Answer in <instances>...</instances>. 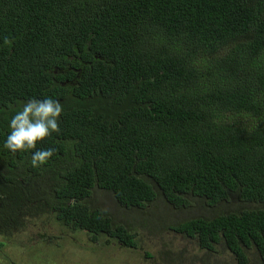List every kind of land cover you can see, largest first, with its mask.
<instances>
[{"label": "trees", "instance_id": "16d2710c", "mask_svg": "<svg viewBox=\"0 0 264 264\" xmlns=\"http://www.w3.org/2000/svg\"><path fill=\"white\" fill-rule=\"evenodd\" d=\"M33 97L63 106L36 168L3 148ZM98 191L127 209L202 200L210 216L169 229L264 264V0H0V264H59L61 241L78 251L66 230L138 246Z\"/></svg>", "mask_w": 264, "mask_h": 264}, {"label": "rangeland", "instance_id": "374dc122", "mask_svg": "<svg viewBox=\"0 0 264 264\" xmlns=\"http://www.w3.org/2000/svg\"><path fill=\"white\" fill-rule=\"evenodd\" d=\"M239 120L242 121L243 119L239 118ZM91 205H93V208L100 209L112 217L116 223H122L131 232H134L136 234L135 238L138 236L141 240V245L144 247V250L138 251L136 255L129 251L125 254L118 246H116L117 248L104 249L98 244V250H102L110 257L105 256L106 260L115 264H121V260L124 261V264H136V257L144 260L143 264H154L156 261V264H159L162 259L160 254L163 255L164 253L166 254V261L170 264H182V262H179L180 259L190 258L192 260L190 263L197 261L214 264H236L234 257L227 253L222 245L216 246L219 254L211 257L209 254L198 251L199 245L196 241L183 239L182 236L173 233L169 229L170 226L178 225L190 219L210 216L212 212H210L209 207L204 206V201L202 200H193L186 207H174L169 205L162 196H159L155 202L144 209H127L119 205L112 194L98 191V193H94ZM221 209L224 210V206ZM36 230H38L36 227H27L25 235H22L23 239L27 241L25 236L28 234L31 237ZM61 243L60 247L51 249L56 255L55 262L59 264L80 263L81 253L73 248L69 249L65 242L61 241ZM169 247L172 248L173 252L171 256L167 254ZM40 250L36 244L34 247L27 248V252H32L33 257H36L34 253L36 251L40 252ZM143 251H146L150 256H147L148 258L144 257ZM151 255H156L157 257L150 260ZM250 264H257V262L252 259Z\"/></svg>", "mask_w": 264, "mask_h": 264}, {"label": "clouds", "instance_id": "9594fccd", "mask_svg": "<svg viewBox=\"0 0 264 264\" xmlns=\"http://www.w3.org/2000/svg\"><path fill=\"white\" fill-rule=\"evenodd\" d=\"M5 44L10 41L5 38ZM63 106L52 97L30 98L9 119V132L3 148L13 154L31 151L32 167L45 165L54 154L53 148H37L52 133L59 132Z\"/></svg>", "mask_w": 264, "mask_h": 264}, {"label": "flooded vegetation", "instance_id": "af4514ba", "mask_svg": "<svg viewBox=\"0 0 264 264\" xmlns=\"http://www.w3.org/2000/svg\"><path fill=\"white\" fill-rule=\"evenodd\" d=\"M175 234L182 236L183 239L196 241L194 239H190L188 236L181 235L178 233H175ZM65 235L70 236L68 238H71L72 244H74L76 247H78V251L82 255L81 256V262L77 263V264H115L112 261L106 260L105 256L106 257H109V256L105 252H103L102 250H98V246H96L94 241L91 240V238H93V235L89 234V232L83 231V230H80V231H67L66 230ZM102 237L105 238L106 236H102ZM135 241H136V244L138 246L125 247L123 244H120L119 249L125 254L127 253V251H129L130 253L137 255L138 251L144 250V247L141 245V240L139 239L138 236H136ZM196 242L199 245L198 251L206 252L211 257L214 256L213 251H211V250L207 251V250L201 248L199 242L198 241H196ZM113 248H117V247L115 246ZM224 250H226V249H224ZM226 252L230 253L227 250H226ZM142 254L144 255V257H147L146 251H143ZM167 254H169L170 256L173 254L171 247H169V251ZM160 256L162 257V259L160 260L159 264H170L169 262L166 261V254L165 253L163 255L160 254ZM156 257H157L156 255H151L150 260L155 259ZM191 261H192L191 258L185 259V260H182V259L179 260V262H182V264H189ZM135 263L136 264H143L144 260H140L136 257ZM156 263H157V261L154 262V264H156ZM121 264H124V261L121 260ZM190 264H214V263H211V262L203 263V262L193 261Z\"/></svg>", "mask_w": 264, "mask_h": 264}]
</instances>
